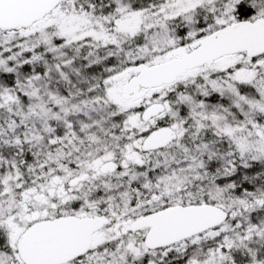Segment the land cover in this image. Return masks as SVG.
Wrapping results in <instances>:
<instances>
[{"label": "snow or ice", "instance_id": "snow-or-ice-1", "mask_svg": "<svg viewBox=\"0 0 264 264\" xmlns=\"http://www.w3.org/2000/svg\"><path fill=\"white\" fill-rule=\"evenodd\" d=\"M0 264H264V0H0Z\"/></svg>", "mask_w": 264, "mask_h": 264}]
</instances>
